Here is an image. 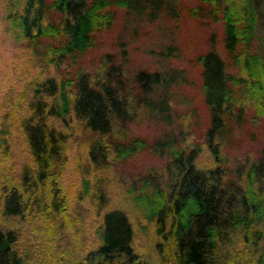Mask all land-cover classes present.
Masks as SVG:
<instances>
[{
  "label": "trees",
  "instance_id": "16d2710c",
  "mask_svg": "<svg viewBox=\"0 0 264 264\" xmlns=\"http://www.w3.org/2000/svg\"><path fill=\"white\" fill-rule=\"evenodd\" d=\"M148 4L151 13L186 9L224 24L225 54L212 47L197 55L210 112L203 140L129 137L146 100L140 79L153 91L161 71H138L136 91L110 66H76L119 7ZM263 5L7 0V27L38 54L39 68L10 106L0 103V264H148L135 222L109 204L105 185L111 166L142 148L170 154L167 185L149 175L132 191L137 224L157 237L165 263L264 264V158L235 160L226 149L246 119L264 120ZM79 128L89 132L87 161L83 187L73 191L66 171ZM88 198L96 216L87 222L80 208Z\"/></svg>",
  "mask_w": 264,
  "mask_h": 264
},
{
  "label": "rangeland",
  "instance_id": "374dc122",
  "mask_svg": "<svg viewBox=\"0 0 264 264\" xmlns=\"http://www.w3.org/2000/svg\"><path fill=\"white\" fill-rule=\"evenodd\" d=\"M175 1L187 5L196 2ZM6 5L7 0H0V103L10 106L18 98L28 75L39 68V56L8 29ZM150 9L149 4L139 12L132 6L119 7L114 23L96 33L94 44L78 59L76 66L81 65L92 73L95 69L110 66L114 76L126 79L136 91H139L138 71H161L159 80L162 81H158L153 91L147 88V76L140 79L146 100L140 105L137 116L129 122V137L141 135L154 139L170 135L178 139L179 144L203 140L210 122V112L197 55L212 47L225 54L224 24L220 20L192 15L186 9H181L179 13L170 12L165 7L157 9L155 13H151ZM262 29L264 32V16ZM262 44L264 48V37ZM65 69H69L67 65ZM52 72L58 76L70 73ZM73 73L78 74L77 71ZM251 112L252 107H248L247 114ZM88 136L89 132L79 128L72 145L66 176L73 191L83 187L81 166L87 161ZM233 138L226 148L231 158H264V120L253 123L250 118L246 119ZM169 158L167 152L142 148L116 162L106 173L108 202L119 204L130 213L148 264L172 263L163 261L153 232L137 224L142 210L134 200L132 191L135 192L139 183L144 181L143 177L149 175H154V181L157 179L161 185H167ZM172 166L171 171H176L173 159ZM80 209L84 217L87 216V222L96 216L89 198L85 199Z\"/></svg>",
  "mask_w": 264,
  "mask_h": 264
}]
</instances>
